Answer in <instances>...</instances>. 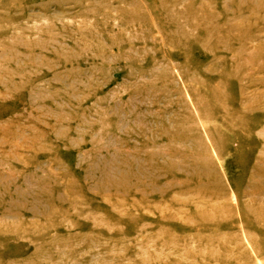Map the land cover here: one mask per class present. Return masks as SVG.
<instances>
[{"label": "rangeland", "instance_id": "obj_1", "mask_svg": "<svg viewBox=\"0 0 264 264\" xmlns=\"http://www.w3.org/2000/svg\"><path fill=\"white\" fill-rule=\"evenodd\" d=\"M0 264H264V0H0Z\"/></svg>", "mask_w": 264, "mask_h": 264}]
</instances>
